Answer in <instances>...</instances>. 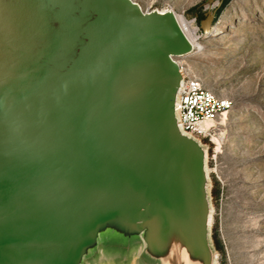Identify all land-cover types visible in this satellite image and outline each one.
I'll return each mask as SVG.
<instances>
[{
	"label": "water",
	"instance_id": "1",
	"mask_svg": "<svg viewBox=\"0 0 264 264\" xmlns=\"http://www.w3.org/2000/svg\"><path fill=\"white\" fill-rule=\"evenodd\" d=\"M192 51L170 8L0 0V264H218Z\"/></svg>",
	"mask_w": 264,
	"mask_h": 264
},
{
	"label": "rangeland",
	"instance_id": "2",
	"mask_svg": "<svg viewBox=\"0 0 264 264\" xmlns=\"http://www.w3.org/2000/svg\"><path fill=\"white\" fill-rule=\"evenodd\" d=\"M144 11L172 9L197 31L202 48L186 67L232 102L209 145L213 205L211 235L218 264H264V0H133ZM218 189L217 198L212 189ZM214 242V240H213ZM216 248V247H215Z\"/></svg>",
	"mask_w": 264,
	"mask_h": 264
},
{
	"label": "built area",
	"instance_id": "3",
	"mask_svg": "<svg viewBox=\"0 0 264 264\" xmlns=\"http://www.w3.org/2000/svg\"><path fill=\"white\" fill-rule=\"evenodd\" d=\"M195 23V19L190 23ZM191 25V24H190ZM186 30V25H183ZM199 31L200 27H195ZM183 78V89L178 103L180 121L185 131L217 145L220 135L219 119L227 113L232 102L218 96L186 67L184 59L175 57Z\"/></svg>",
	"mask_w": 264,
	"mask_h": 264
},
{
	"label": "bare ground",
	"instance_id": "4",
	"mask_svg": "<svg viewBox=\"0 0 264 264\" xmlns=\"http://www.w3.org/2000/svg\"><path fill=\"white\" fill-rule=\"evenodd\" d=\"M175 17L177 18L185 35L187 36V38L190 40L191 44L193 45V51L194 50L199 51L202 48V44L199 41L200 36L198 35L196 28L190 26L189 22H186L185 20L181 19L180 16H178L177 14H175ZM183 25H186V28H187L186 30L183 28Z\"/></svg>",
	"mask_w": 264,
	"mask_h": 264
},
{
	"label": "trees",
	"instance_id": "5",
	"mask_svg": "<svg viewBox=\"0 0 264 264\" xmlns=\"http://www.w3.org/2000/svg\"><path fill=\"white\" fill-rule=\"evenodd\" d=\"M212 195H213L214 198H217L218 189L216 187H213V189H212ZM213 240H214V245H215L216 249L220 250L221 249V246L219 245V242H218L215 234H213Z\"/></svg>",
	"mask_w": 264,
	"mask_h": 264
}]
</instances>
